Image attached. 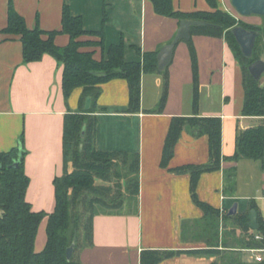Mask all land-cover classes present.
Masks as SVG:
<instances>
[{
	"label": "crops",
	"instance_id": "1",
	"mask_svg": "<svg viewBox=\"0 0 264 264\" xmlns=\"http://www.w3.org/2000/svg\"><path fill=\"white\" fill-rule=\"evenodd\" d=\"M10 1L30 28L45 30L61 28L62 8L67 2L74 14L82 15L86 29L104 30L105 51L100 45L83 48L93 50L98 59L107 54L111 44L121 41L127 61L142 60L145 51L159 52L175 37L180 19L157 13L152 0H0V151L18 146L24 137V166L30 177L26 199L33 210L50 213L56 206L54 179L64 171L65 116L82 109L83 88L77 87L67 100L62 87L64 65L48 53L24 63L19 36L2 31L8 24ZM216 1L218 8L238 19L254 16L240 15L232 0ZM173 5L183 12L213 10L207 0H173ZM105 9L108 18L104 22ZM82 39L101 40L90 35ZM69 41L66 33L55 38L59 46ZM167 69V75L160 71L142 74L141 108L137 112L129 110L126 78L117 77L99 86L95 147L139 154L140 190L134 206L129 207L131 200H127L122 212L95 215L93 241L78 252L83 264H140L144 249L210 248L204 211L191 196L190 174L174 170L186 164L208 163L209 138L184 129L164 167L162 154L171 120L174 116L221 117L225 157L236 152L238 131L258 125L264 117L243 115L242 68L225 33L191 31L190 39L177 43ZM233 169L235 177L230 180L228 173ZM197 193L220 210L221 239L226 229L223 215L235 202L237 212L250 213L256 205L258 216L264 218V171L258 160L223 159L219 169L202 173ZM47 223L45 217L39 226L37 251L46 245ZM218 249L184 252L158 264H225V249ZM243 252L246 261H257L249 249Z\"/></svg>",
	"mask_w": 264,
	"mask_h": 264
},
{
	"label": "trees",
	"instance_id": "2",
	"mask_svg": "<svg viewBox=\"0 0 264 264\" xmlns=\"http://www.w3.org/2000/svg\"><path fill=\"white\" fill-rule=\"evenodd\" d=\"M213 10L183 12L176 10L173 0H152L157 13L176 17L205 21L204 26H192V32L222 35L240 62L243 74L244 105L243 115L264 117V78L256 80L249 71V65L262 58L264 53V23L254 25L237 19L230 12L218 8L216 0H207ZM108 12L104 11V22ZM61 28L45 30L39 26L30 28L25 17L20 14L12 1L8 6V24L2 30L19 36L23 45L24 63L42 59L44 54L52 55L64 65L62 87L68 100L77 87L83 88L80 98L82 109L66 114L64 122V171L54 179L56 206L53 212L35 211L26 199L30 177L25 171L26 154L24 137L18 146L8 151H0V264H83L79 250L93 241L94 217L98 213H119L125 209L127 200H137L139 195V154L123 151H101L95 147L98 118L97 98L101 93L100 84L111 79L126 78L130 86L131 112L141 106L142 74L158 72L156 51H138L142 60L127 61L125 45L121 41L111 44L107 54L94 57L93 50L84 47L100 45L105 51L104 30H88L82 15L74 14L65 2L62 8ZM243 25L257 29L253 54L244 56L231 29ZM60 33L70 36L65 46H59L55 38ZM85 35L98 36L101 40L82 39ZM104 53V52H103ZM167 75L168 69L160 71ZM92 97L90 109H85L86 98ZM197 102V92H196ZM165 102V95L162 103ZM83 129L85 130L82 135ZM190 130L195 136L209 138L210 160L203 164H186L175 168L178 173H189L190 192L195 204L204 211V221L208 228L210 248L194 250L144 249L140 264H158L161 261L184 252H219L223 246L225 264H264L261 261H246L244 250L264 248V218L259 214V228L250 227L249 213L223 215L224 236L220 233V210L199 198L197 185L204 172L217 170L222 160L248 158L258 160L264 171V120L258 125L239 130L236 152L232 156L222 154V119L218 116H174L166 136L161 165L166 167L174 155V149L182 131ZM82 144V148H81ZM72 158L74 169L69 170ZM235 169L228 178L233 180ZM130 201V202H131ZM256 209V205H253ZM101 208V209H100ZM47 217V242L43 250L35 248L36 237L42 220ZM205 227V228H206ZM259 235L260 238H256ZM75 244L71 259L66 250ZM216 264V263H214Z\"/></svg>",
	"mask_w": 264,
	"mask_h": 264
},
{
	"label": "water",
	"instance_id": "3",
	"mask_svg": "<svg viewBox=\"0 0 264 264\" xmlns=\"http://www.w3.org/2000/svg\"><path fill=\"white\" fill-rule=\"evenodd\" d=\"M232 5L236 11L242 16L259 15L264 16V0H232ZM207 23L201 20H192L183 18L180 20L179 28L173 40L164 45L158 52L157 62L158 70L165 71L168 65L171 63L174 49L177 43L181 40H187L191 37L192 26H204ZM234 34L236 41L240 45L241 51L247 58H250L253 54V50L257 41L260 31L257 29H249L243 25H236L231 29ZM249 71L251 75L259 80L264 74V59L260 58L249 65ZM92 97L88 96L86 98L85 108L88 110L91 107ZM85 130L83 129L82 135H84ZM82 148V144H81ZM238 211V203L235 202L230 208L229 214H236ZM249 225L253 229L259 228L258 222V212L255 208L251 209L249 213ZM75 244L73 243L66 250V256L71 259L74 252Z\"/></svg>",
	"mask_w": 264,
	"mask_h": 264
},
{
	"label": "rangeland",
	"instance_id": "4",
	"mask_svg": "<svg viewBox=\"0 0 264 264\" xmlns=\"http://www.w3.org/2000/svg\"><path fill=\"white\" fill-rule=\"evenodd\" d=\"M238 19V18H237ZM264 17H262V16H257V15H254L253 17H243V21L244 22H246V23H249V24H254V25H262L263 23H264ZM262 21V23L261 24H256L257 22H261ZM95 37V36H94ZM93 40H97V39H93ZM99 40V39H98ZM262 58H264V56H262ZM129 154H133V153H129ZM72 158H70L69 160V170L70 171H72L73 169H74V167H73V165H72V160H71ZM129 207H132V206H134V203H133V201H131L130 203H129ZM101 209V208H100ZM245 255V254H244ZM248 256H249V254H248ZM245 258V257H244ZM247 258H249V257H247ZM251 262V261H250Z\"/></svg>",
	"mask_w": 264,
	"mask_h": 264
},
{
	"label": "built area",
	"instance_id": "5",
	"mask_svg": "<svg viewBox=\"0 0 264 264\" xmlns=\"http://www.w3.org/2000/svg\"><path fill=\"white\" fill-rule=\"evenodd\" d=\"M256 238H260L259 235ZM249 251L253 254V257L257 261H261L264 259V248H251Z\"/></svg>",
	"mask_w": 264,
	"mask_h": 264
}]
</instances>
